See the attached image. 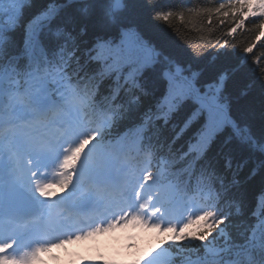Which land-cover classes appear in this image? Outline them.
<instances>
[{
	"label": "snow or ice",
	"instance_id": "6c2138e0",
	"mask_svg": "<svg viewBox=\"0 0 264 264\" xmlns=\"http://www.w3.org/2000/svg\"><path fill=\"white\" fill-rule=\"evenodd\" d=\"M190 6L0 0V264L130 222L170 233L133 264H264V68L257 125L229 93L253 47L208 71L227 40L205 56L148 35ZM205 12L264 38V0Z\"/></svg>",
	"mask_w": 264,
	"mask_h": 264
},
{
	"label": "trees",
	"instance_id": "16d2710c",
	"mask_svg": "<svg viewBox=\"0 0 264 264\" xmlns=\"http://www.w3.org/2000/svg\"><path fill=\"white\" fill-rule=\"evenodd\" d=\"M176 2L177 0H160V6L168 8L175 5ZM216 6H218V0H191V6L182 10V19L180 18V12H174L167 22L155 20L153 14L149 17L151 23L148 25V35L157 40L160 36H164L172 46H180L189 53H192L193 49L198 52L202 51L205 56L219 48V44L215 48L212 47V44H216L218 39L220 44L227 40L226 49H222V51H234V54L227 58L221 57L215 66L211 65V57H209V60L204 62L209 65L208 71L238 63L240 55L244 54V49L250 46L253 47V53L248 54L247 64L230 81L229 93L232 96L234 109L240 111L251 108L258 125L260 122L261 101L256 77L259 75V69L264 68V59H261V57H264V38L260 41L256 40L258 32L252 23H246L243 28L238 29L232 35H228L231 27L230 23L221 26L216 19H213L211 23L209 22L205 9ZM209 41H211V44H209ZM254 61H258V65ZM249 84L254 86L248 88ZM245 89H247L246 94ZM166 239L167 237H163V240ZM159 241L162 240H156L157 245L160 243Z\"/></svg>",
	"mask_w": 264,
	"mask_h": 264
},
{
	"label": "rangeland",
	"instance_id": "374dc122",
	"mask_svg": "<svg viewBox=\"0 0 264 264\" xmlns=\"http://www.w3.org/2000/svg\"><path fill=\"white\" fill-rule=\"evenodd\" d=\"M131 225H134V226H136V224H133V223H131ZM132 227V226H131ZM140 227V226H139ZM116 234H118V233H116ZM94 235H92V236H87V237H85L84 239H81V240H79V241H77V240H72L71 241V243H69V245L67 246V248H75L78 244H81V245H84V247L87 249V246H91L90 247V250L92 249V250H94L95 251V253H97L96 252V250H97V247L99 246L98 245V243H96L95 242V238L93 237ZM122 236L124 237V234H122ZM132 236H133V234H131V233H129V234H127V235H125V237H124V240H122V241H124V242H126V244H128L127 242H129V240H131V238H132ZM118 239H120V233L118 234ZM129 245V244H128ZM51 251H53L54 253H56L57 254V257H56V259L57 260H61V258H62V250L59 248V249H57V248H52L51 249ZM100 251V250H99ZM64 254V253H63ZM66 255H68V253H65ZM41 256L43 255V256H47V252L46 253H41L40 254ZM72 255H73V253H72ZM102 255H104V254H102ZM98 256V255H97ZM80 258V257H79ZM99 258V257H98ZM56 259H54L53 261H50V263H56L57 261H56ZM59 262V261H58ZM69 262H78L77 261V259H76V257L74 256V257H72L71 258V260L69 261ZM40 264V263H39ZM80 264H121L120 262H113L112 260H110L109 258H104V259H99L97 262H94V261H92V260H86V259H83V261L80 263Z\"/></svg>",
	"mask_w": 264,
	"mask_h": 264
}]
</instances>
